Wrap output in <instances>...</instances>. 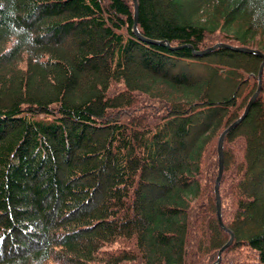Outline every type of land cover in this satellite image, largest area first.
<instances>
[{
    "label": "trees",
    "instance_id": "obj_1",
    "mask_svg": "<svg viewBox=\"0 0 264 264\" xmlns=\"http://www.w3.org/2000/svg\"><path fill=\"white\" fill-rule=\"evenodd\" d=\"M135 1L0 0V264H264V0Z\"/></svg>",
    "mask_w": 264,
    "mask_h": 264
},
{
    "label": "water",
    "instance_id": "obj_2",
    "mask_svg": "<svg viewBox=\"0 0 264 264\" xmlns=\"http://www.w3.org/2000/svg\"><path fill=\"white\" fill-rule=\"evenodd\" d=\"M133 2V6H134V23L136 24V20H137V4L135 0H132ZM217 46H225L223 44H217L214 47L207 49L205 51L211 50ZM237 50H242V51H246V52H250V53H255L258 54L262 57V62L259 66V70H258V86L256 91L252 94V96L249 98L243 113L241 114V116H239L236 120H234L232 123H230L219 135L218 140H217V159H218V172H217V176L215 179V185H214V194H215V198H216V213H217V219L219 222V225L224 228L222 222H221V218H220V199H219V194H218V185H219V181H220V177L223 171V154H222V143H223V139L225 137V135L231 131L248 113L250 107L252 106V104L254 103L258 92L260 91V78H261V74H262V69H263V65H264V55H262L260 52H258L255 49H249V48H237ZM205 51L201 52L204 53ZM199 53V52H198ZM225 229V228H224ZM230 234V238L229 240L219 249L218 254H217V259L213 264H218L220 261V256H221V252L227 248V246L230 244L231 240H232V234L229 232Z\"/></svg>",
    "mask_w": 264,
    "mask_h": 264
},
{
    "label": "rangeland",
    "instance_id": "obj_3",
    "mask_svg": "<svg viewBox=\"0 0 264 264\" xmlns=\"http://www.w3.org/2000/svg\"><path fill=\"white\" fill-rule=\"evenodd\" d=\"M255 192H263L264 193V188H256Z\"/></svg>",
    "mask_w": 264,
    "mask_h": 264
}]
</instances>
